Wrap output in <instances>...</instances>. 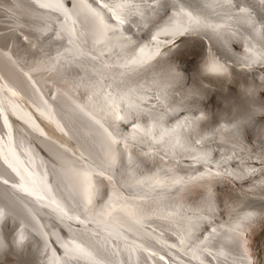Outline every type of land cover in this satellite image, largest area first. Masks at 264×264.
<instances>
[{
    "label": "bare ground",
    "instance_id": "bare-ground-1",
    "mask_svg": "<svg viewBox=\"0 0 264 264\" xmlns=\"http://www.w3.org/2000/svg\"><path fill=\"white\" fill-rule=\"evenodd\" d=\"M0 17V264H264V0Z\"/></svg>",
    "mask_w": 264,
    "mask_h": 264
},
{
    "label": "rangeland",
    "instance_id": "rangeland-1",
    "mask_svg": "<svg viewBox=\"0 0 264 264\" xmlns=\"http://www.w3.org/2000/svg\"><path fill=\"white\" fill-rule=\"evenodd\" d=\"M0 23L3 25V26H8V25H6V24H8V23H5V21H3L4 20V18L3 17H0ZM251 152H252V154H253V157H256L257 156V154L255 153V151H253V150H251ZM249 231V234H251L252 233V230H251V228H250V230H248ZM248 243H251V240L250 241H248ZM252 248V247H251ZM253 250V249H252ZM253 252H254V250H253ZM261 255H259V257H260ZM259 257L257 258V259H259Z\"/></svg>",
    "mask_w": 264,
    "mask_h": 264
}]
</instances>
